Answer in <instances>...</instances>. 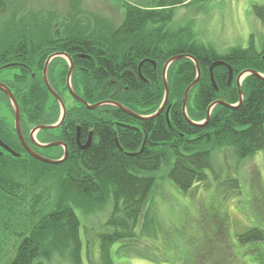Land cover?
Instances as JSON below:
<instances>
[{"label": "trees", "instance_id": "1", "mask_svg": "<svg viewBox=\"0 0 264 264\" xmlns=\"http://www.w3.org/2000/svg\"><path fill=\"white\" fill-rule=\"evenodd\" d=\"M192 1L158 0L148 5L123 1V19L117 26L98 19L93 25L84 20H64L53 29L47 22L39 43L33 42L26 29L19 36L1 41L0 51L47 54L61 50L73 61L72 86L82 90L87 102L98 103L113 94L114 83L102 93L100 90L106 80L116 78L128 89L112 97L141 115L156 112L163 103L166 62L173 56L190 55L199 62L200 77L190 92L187 113L193 121L201 122L214 101H239L237 77L242 71L254 69L264 74V44L259 48L251 40L247 47H231L222 53L197 40L188 27L173 26L175 7ZM4 6L5 0H0V12ZM254 10L264 23V4H255ZM60 59V80L65 84L70 63L64 57ZM216 61H224L213 68L218 89L210 71ZM126 67L140 76L122 75ZM196 77L193 59L183 57L172 62L167 70L169 98L165 109L146 120L113 105L88 109L70 95L73 102L68 105L64 101L67 114L62 126L69 153L61 163L41 161L12 143L10 146L20 156L0 149V264H48L57 257L84 264L81 222L75 206L95 212L112 203L107 224L113 230L101 235L102 255L110 264V245L136 236L135 228L157 179L154 173L163 165L169 178L186 191L208 178L207 169L212 167L216 149L233 147L240 158L264 150V78L247 74L241 85V105L233 108L217 104L205 124L194 125L182 107L184 93ZM34 84L38 89L40 82ZM63 91H68L67 86ZM18 97L21 126L26 133L35 125L59 120L62 111L58 101H35L34 89L30 91L28 86L18 89ZM8 125L14 141L19 143L14 124ZM78 127L85 134L90 129L94 133L91 145L83 150L76 143ZM43 131L55 135L53 129ZM239 238L243 242L264 241V230L253 227ZM9 250L12 254L6 258Z\"/></svg>", "mask_w": 264, "mask_h": 264}, {"label": "rangeland", "instance_id": "2", "mask_svg": "<svg viewBox=\"0 0 264 264\" xmlns=\"http://www.w3.org/2000/svg\"><path fill=\"white\" fill-rule=\"evenodd\" d=\"M123 1L148 5L158 0H5L0 42L26 29L31 39L38 40L45 36L47 22L53 29L64 20L93 25L98 19L117 26L123 19ZM255 4L264 0H193L175 7L171 24L188 27L197 40L222 53L231 47H247L251 40L262 48L264 23ZM67 99L72 105L71 97ZM0 106L4 117L13 122L12 110ZM154 174L157 179L146 213L135 228L136 236L110 245V264H264V241L239 238L253 227L264 230V150L240 158L233 147L216 149L208 178L186 191L169 178L166 165ZM112 207L110 203L93 212L75 206L84 264H109L102 255L101 235L113 230L107 224ZM11 254L9 250L6 258ZM57 258L47 263L73 264Z\"/></svg>", "mask_w": 264, "mask_h": 264}, {"label": "flooded vegetation", "instance_id": "3", "mask_svg": "<svg viewBox=\"0 0 264 264\" xmlns=\"http://www.w3.org/2000/svg\"><path fill=\"white\" fill-rule=\"evenodd\" d=\"M33 42L37 44L39 43V40H36V41L34 40ZM56 53H63V51L53 50V51L48 52L47 54H45L44 51H37V52L35 51L32 52L28 50L12 51L9 49L0 51V83L5 86V88L0 86V103L9 107L14 114L13 122L10 120H7L3 115V109H2L3 107L0 106V138L8 146H10L12 143L15 146L20 147L22 151L28 153V150L26 149L25 145L22 143L20 138H19V143H16L14 141L13 135L10 131L11 125H8L9 123L11 124L13 123L16 129L15 112H14L12 101H14L13 97L15 98L16 101H20L19 98L21 97H18L19 88L28 86V89H30V91L33 88L34 94H36L37 96V99L35 101H58L57 98L54 96V94L49 90V87L46 83L45 70L47 68L46 71H47V78L49 80V83L51 84L53 89L62 97L63 101H68L67 96L71 95L73 97V95L68 89L67 80L65 84L62 83V81L60 80V74L62 73V69H61L62 62L60 58H63L64 56H60V55L54 56L50 59L49 63L47 64L49 58ZM43 56H45V60L42 62L41 59L43 58ZM125 74H128V75L132 74L133 77L135 78L140 76V73L135 72L134 69H132L131 67H126L122 71V75H125ZM34 81L40 82V84L38 85L39 86L38 89H35ZM111 83H114L115 85L114 92H113L114 94L115 89L117 88V83L116 82H111ZM65 86H67V90L69 91L70 94H68V91H63ZM123 89H128V86L122 84V87L119 92H121ZM75 92L78 93V95L82 97L84 100H86L84 98V95H83L84 93L82 92V90H79V91L75 90ZM113 94L107 97H103L101 100H99V102H105L103 106L104 105L111 106L112 101H117L112 97ZM75 100L78 101L77 99ZM31 101H34V100L32 99ZM4 122L5 123L7 122L8 124L6 123L4 125ZM41 124H44V123H41ZM63 124L59 128L53 129L54 132H56L54 133L55 134L54 136L50 135L47 132H44L43 131L44 129L38 130L36 133H34V135H32L31 131L37 125H35L28 133L25 132L23 126H21V129H22V133L25 138V141L29 145L30 148L34 149L36 152L42 155L47 153L48 155H44V156L54 159V156H56L61 151H62V154L58 158H61L62 156H64L66 149L68 150V153H69V144L66 142V136L62 135ZM78 129L80 128L78 127ZM78 129H77L76 143H77V146L83 150L82 146L86 144L89 139L91 140V143H92L94 133H93V130L91 129L88 134H85V132H82V130H80V135H79V140H78ZM16 133H17V130H16ZM17 136H18V133H17ZM50 137H53V139L49 140L51 139ZM55 141H60L62 144L57 145V146H52V147H46V148L42 147L41 145V144H48L50 142H55ZM0 149L7 151L1 145H0Z\"/></svg>", "mask_w": 264, "mask_h": 264}, {"label": "water", "instance_id": "4", "mask_svg": "<svg viewBox=\"0 0 264 264\" xmlns=\"http://www.w3.org/2000/svg\"><path fill=\"white\" fill-rule=\"evenodd\" d=\"M57 55L58 56L60 55V56L67 57L69 62H70V68H69L68 75H67V84H68V89L71 92V94L73 95V97L75 99H77L79 102L85 104L88 109H95V108H97L99 106H102L105 102H98V103L90 104L86 100H84L82 97H80L78 95V93H76L75 90L73 89L72 84H71V77H72L74 65H73V61H72L71 57L67 53L63 52V53H56V54L52 55L49 58L47 64L49 63V61H50V59L52 57L57 56ZM183 57H189V58L193 59L195 61V63H196V66H197V77L187 87V89H186V91L184 93L183 107H182L185 117L187 118V120L189 122H191L194 125H203V124H205L210 119L212 110L217 104H224V105H227V106L233 107V108H236L239 105H241L243 103V100H244L243 90L241 89V85H242V80L241 79H242L243 76H245L247 74H255V75L259 76V77L264 78V74L258 72L257 70H254V69H246V70L242 71L237 77V83H238V86L240 88L239 101L237 103H235V104H232V103H228V102H226L224 100H216L208 107L206 119H204L202 122H195L189 117V115L187 113V103H188V98H189L190 92L193 89V87L197 84L198 79L200 77V66H199L198 60L194 59V57H192L190 55H186V54H181V55H177V56L171 57L166 62V64L164 65V68H163V79H164V84H165V97H164L163 103L161 104V106L159 107V109L156 112H154V113H152L150 115H141V114L135 112L134 110L128 108L127 106H125L124 104H122V103H120L118 101H112L111 104L113 106H116V107L122 109L124 112H126V113H128V114H130V115H132V116H134L136 118H139V119L146 120V119H152V118L156 117L157 115H159L165 109V106H166V104L168 102V98H169V83H168V80H167V70H168L169 66L172 64V62H174V61H176V60H178L180 58H183ZM220 64H224V61H216L210 67L212 82H213L214 86L216 87V89H218V85H217V83L215 81V78H214L213 68H214L215 65H220ZM46 70H47V68H46ZM46 70H45L46 83H47V85L49 87V90L57 98V100H58V102H59V104L61 106L62 113H61V116H60L59 120L56 123H53V124H40V125H37L36 127H34L33 130L31 131L32 135H34V133H36L38 130H41V129H55V128H59L63 124V122L65 120V117H66V114H67L66 104L63 101L62 97L53 89V87L49 83V80L47 78V71ZM232 78H233V70L230 68V81L232 80ZM111 82H116L117 83V88L115 89V93H118L120 91L121 87H122V83L119 80H116L114 78L108 79V80H106L104 82V84L101 87L100 93H102L104 91V89L106 88V86L109 83H111ZM0 86L5 88V86L2 85L1 83H0ZM13 99H14V101H12V104H13L14 112H15L16 130H17V133H18V136H19L20 140L22 141V143L25 145L26 149L28 150V153L30 155H32L33 157L41 160V161H44V162H47V163H52V164L61 163L64 160H66V158L68 156V150L67 149L65 151L64 156H62L61 158H58V159H52V158L46 157V156L36 152L34 149L29 147V145L25 141V138L23 136L22 129H21V111H20L19 104L15 100L14 97H13ZM167 113H168V111H167ZM79 135H80V129H78V140H79ZM60 144H62L60 141H55V142H50L48 144H41V145H42V147L46 148V147L57 146V145H60ZM0 145L4 149H6L10 153H12L13 155L20 156L19 152L13 150L10 146H8L5 142H3L1 138H0ZM90 145H91V140L89 139L88 142L82 146V148L86 149ZM142 149H143V147H142Z\"/></svg>", "mask_w": 264, "mask_h": 264}]
</instances>
